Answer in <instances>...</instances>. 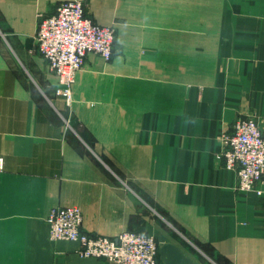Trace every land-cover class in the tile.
<instances>
[{
	"label": "crops",
	"instance_id": "1",
	"mask_svg": "<svg viewBox=\"0 0 264 264\" xmlns=\"http://www.w3.org/2000/svg\"><path fill=\"white\" fill-rule=\"evenodd\" d=\"M61 1L0 0V264H118L51 240L58 205L153 234L157 264H264V193L218 156L239 117L264 134V0H82L116 35L70 100L35 36Z\"/></svg>",
	"mask_w": 264,
	"mask_h": 264
},
{
	"label": "built area",
	"instance_id": "2",
	"mask_svg": "<svg viewBox=\"0 0 264 264\" xmlns=\"http://www.w3.org/2000/svg\"><path fill=\"white\" fill-rule=\"evenodd\" d=\"M116 28L87 15L82 0H64L55 11L40 18L36 40L49 68L58 77L55 93L70 100L77 72L89 53L110 60ZM218 155L237 176L236 188L264 193V134L255 116L236 119L233 131L223 133ZM51 240L79 241L82 256L99 257L118 264H157L158 242L153 234L123 230L116 237L91 236L81 230L83 214L78 205L54 206L48 216Z\"/></svg>",
	"mask_w": 264,
	"mask_h": 264
},
{
	"label": "rangeland",
	"instance_id": "3",
	"mask_svg": "<svg viewBox=\"0 0 264 264\" xmlns=\"http://www.w3.org/2000/svg\"><path fill=\"white\" fill-rule=\"evenodd\" d=\"M37 41V40H36ZM37 45H38V42H37ZM38 49H39V47H38ZM56 87V86H55ZM54 90H55V88H54Z\"/></svg>",
	"mask_w": 264,
	"mask_h": 264
}]
</instances>
